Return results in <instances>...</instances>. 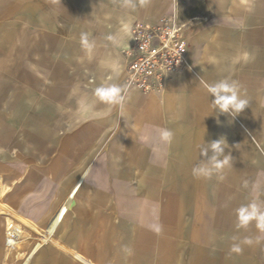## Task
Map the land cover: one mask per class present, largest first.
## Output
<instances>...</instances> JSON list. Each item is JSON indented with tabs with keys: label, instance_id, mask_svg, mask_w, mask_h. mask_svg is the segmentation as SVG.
Here are the masks:
<instances>
[{
	"label": "crops",
	"instance_id": "crops-1",
	"mask_svg": "<svg viewBox=\"0 0 264 264\" xmlns=\"http://www.w3.org/2000/svg\"><path fill=\"white\" fill-rule=\"evenodd\" d=\"M131 3L0 0V197L54 223V241L22 261L0 219V264H264V229L237 213L264 202V0ZM162 17L186 37L188 66L143 92L124 51L136 21ZM225 78L248 101L235 118L205 87ZM106 83L122 106L96 97ZM221 137L230 166L194 177L201 146Z\"/></svg>",
	"mask_w": 264,
	"mask_h": 264
},
{
	"label": "built area",
	"instance_id": "built-area-1",
	"mask_svg": "<svg viewBox=\"0 0 264 264\" xmlns=\"http://www.w3.org/2000/svg\"><path fill=\"white\" fill-rule=\"evenodd\" d=\"M132 38L131 46L124 51L128 61V83L141 91L163 88L175 73L188 66V43L172 18L162 17L155 23L136 21ZM2 218L6 222L5 241L9 248H20L25 239H34L29 259L38 247L54 241V223L39 227L0 199Z\"/></svg>",
	"mask_w": 264,
	"mask_h": 264
},
{
	"label": "clouds",
	"instance_id": "clouds-1",
	"mask_svg": "<svg viewBox=\"0 0 264 264\" xmlns=\"http://www.w3.org/2000/svg\"><path fill=\"white\" fill-rule=\"evenodd\" d=\"M125 7L134 8L135 5L131 0H125ZM81 42L84 48L91 52L94 43L89 42L86 35H82ZM207 92L212 99V105L216 112L227 114L235 118L248 105V101L242 98L240 93V86L238 82L225 78L217 82L205 85ZM95 95L98 99L108 105L122 106L124 96L123 89L116 83L102 84L95 89ZM161 141L170 143L173 138V133L165 128L159 130ZM148 138L147 136L145 137ZM228 147L225 138L221 137L218 140L205 142L201 146V156L204 157L199 164L193 167L192 174L196 178H210L214 174L221 172V170L230 166V158L225 154V149ZM238 222L240 227H246L251 221H255L260 229H264V202L253 201L247 205H242L237 209ZM233 241L237 237H232ZM253 243L251 238H244L239 243L232 245V251L239 253L242 251L241 245H251Z\"/></svg>",
	"mask_w": 264,
	"mask_h": 264
},
{
	"label": "rangeland",
	"instance_id": "rangeland-1",
	"mask_svg": "<svg viewBox=\"0 0 264 264\" xmlns=\"http://www.w3.org/2000/svg\"><path fill=\"white\" fill-rule=\"evenodd\" d=\"M0 199L3 201V202H5L1 197H0ZM6 203V202H5ZM7 204V203H6ZM8 205V204H7ZM9 207H10V205H8ZM11 209H12V207H10ZM13 210V209H12ZM16 212V211H15ZM17 213V212H16ZM1 220H3L4 221V223H5V225H4V231H5V226H6V222H5V220L2 218ZM5 233V232H4ZM26 234H29V232L28 233H26ZM34 240V239H33ZM33 240L31 239V240H29V239H25L23 242H22V244H21V246H20V248H13L15 251H17V253H18V255H19V257L21 258V260L22 261H25L26 260V257H27V255L30 253V251H31V248L33 247ZM52 243V242H51Z\"/></svg>",
	"mask_w": 264,
	"mask_h": 264
}]
</instances>
